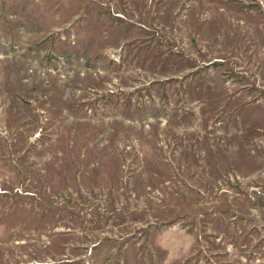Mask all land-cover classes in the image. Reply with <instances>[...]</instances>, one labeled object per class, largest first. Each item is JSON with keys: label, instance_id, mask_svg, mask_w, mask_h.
Segmentation results:
<instances>
[{"label": "rangeland", "instance_id": "rangeland-1", "mask_svg": "<svg viewBox=\"0 0 264 264\" xmlns=\"http://www.w3.org/2000/svg\"><path fill=\"white\" fill-rule=\"evenodd\" d=\"M0 264H264V0H0Z\"/></svg>", "mask_w": 264, "mask_h": 264}]
</instances>
